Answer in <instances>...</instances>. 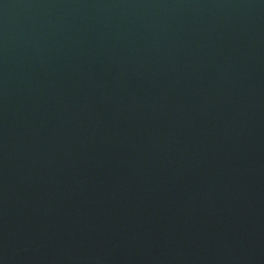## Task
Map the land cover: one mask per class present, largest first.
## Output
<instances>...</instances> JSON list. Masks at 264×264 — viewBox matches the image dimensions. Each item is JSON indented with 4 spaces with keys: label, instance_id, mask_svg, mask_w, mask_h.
<instances>
[{
    "label": "water",
    "instance_id": "water-1",
    "mask_svg": "<svg viewBox=\"0 0 264 264\" xmlns=\"http://www.w3.org/2000/svg\"><path fill=\"white\" fill-rule=\"evenodd\" d=\"M0 264H264V0H0Z\"/></svg>",
    "mask_w": 264,
    "mask_h": 264
}]
</instances>
